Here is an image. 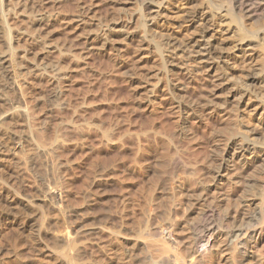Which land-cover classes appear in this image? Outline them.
<instances>
[{"label":"rangeland","instance_id":"rangeland-1","mask_svg":"<svg viewBox=\"0 0 264 264\" xmlns=\"http://www.w3.org/2000/svg\"><path fill=\"white\" fill-rule=\"evenodd\" d=\"M156 1L162 2L164 8L158 10ZM196 4V0H147L141 6L137 0H3L2 9L7 12L0 13V24H5L11 35L6 39L7 43L0 38V58L12 54L16 64L12 72L16 74L18 85L21 84L22 95L7 89V78L0 67V99L6 100H0V113L6 114L0 123V191L9 181L2 150L13 149L26 157L28 168L40 188L49 185L60 188L62 195L57 199L58 204L69 210L60 209L68 219L63 221V227L73 228L84 221L91 228L102 227L81 239L85 253L76 256L75 261L79 264L80 258H83V264H151L150 258L155 256L154 260L158 261L159 248L150 247L149 250L144 247L145 250L141 241H144V234L151 232V227L159 225L163 232L155 238L166 246L169 243L168 249H174L169 253L178 251V255L187 258L193 252L189 227L200 217L201 209L218 204L215 208L219 210L222 206L220 211L224 213L231 210L234 203L238 206L235 198L244 196L246 201L244 198L239 202L245 213L258 211L257 189L244 193L242 181H237V176L240 168L243 170L248 163H254L248 174L256 172L264 158L257 162L254 153L243 151L239 146L230 149L232 141L239 140L241 135L236 133L238 137L234 134L229 138L222 129L227 121L233 125L238 121L236 125L241 127V132L248 133L249 139L244 144L264 149V82L248 86L245 75L234 70L235 76L230 78H234L236 88L246 95L245 102L239 96V99H233L227 93L224 97L221 94L220 98H230V109H235L236 117L233 119L230 112L227 113L230 109L219 115L212 108L204 116L199 114V118L193 116L189 107L188 111L182 110L185 107L182 108V104L191 103V96L193 98L201 88L205 87L207 94L216 92L218 88L212 85H215L218 73L200 68L206 63L196 64L197 54L189 52L186 56L179 50L173 53V48L163 57L155 53L154 47L160 41L162 46L172 41L171 44L177 45L175 47L179 44L184 47L203 29V32L212 29L209 25H199L190 17ZM157 11H160L158 15ZM141 15L148 17L142 16V19ZM143 22L152 29L151 34L145 31L148 35L143 34V27L141 31L139 26ZM218 27L213 29L218 30ZM214 35L221 45L236 40L234 33L223 35V38L219 32ZM144 36L149 37L151 43ZM181 46L178 49L183 48ZM232 47L230 44L227 51L230 57L251 59V52L244 53ZM165 59L171 62L166 64V71L159 67L160 60ZM222 71L225 70L218 72ZM180 95L184 98L180 99ZM20 98V112L24 111L22 120L10 115L13 104L16 106ZM182 120L186 121L187 134L181 130ZM207 122L214 126L208 129ZM43 154L46 162H42ZM173 154L179 155L192 172L188 169L187 174L181 167L174 168ZM209 162L215 170L210 176L215 177L213 181L207 172ZM201 189L207 193L199 197ZM243 194L250 196L247 198ZM226 196H230L229 199ZM240 219L236 214L232 222L239 225ZM15 234L9 244L14 247L12 249L17 247L16 251L23 254V258L30 246L41 247L47 243L37 233L34 236L29 232ZM155 250L158 256H147ZM198 259L199 264H223L215 251H207Z\"/></svg>","mask_w":264,"mask_h":264},{"label":"bare ground","instance_id":"bare-ground-1","mask_svg":"<svg viewBox=\"0 0 264 264\" xmlns=\"http://www.w3.org/2000/svg\"><path fill=\"white\" fill-rule=\"evenodd\" d=\"M137 1L139 2L140 6H141V4L145 3V1H147V0H137ZM156 3L157 4H155V6L157 5L156 7L158 8V10H160L161 8L162 9L164 8L162 6V2L156 1ZM196 3H197L195 5L196 8L191 13L190 17L192 19L196 20V22L199 23V25H205V26L209 25V28L212 27V29H209L208 31H205V32H203L204 31V29H203V31L201 33H199L197 38L195 37L196 39H194L193 42L190 41V44H187L184 47L179 44L178 47H180V46L183 47V48H179V49H178V47H175V46H177L176 44H174V43L171 44L172 41L167 42L163 46H162V44H160V42H162L160 40H158V42L160 41L159 43H156L157 40L155 39V37H153L154 36L153 35L151 37H153V39H155V41H156V42L153 41V43H156V46L154 48H155V51H157V52H155V51L154 52L156 54H159L160 57L161 56L163 57V55H165V52H170L168 50L173 48V53H175L174 51L179 50L180 52L184 53L185 55H186V53H189V52L191 55L197 54L198 55V56H196L197 58H194L195 61L197 62V63L196 62L195 63L196 64L206 63V65L204 67L202 66L200 68H207V69H210L211 72H215V74L218 73L217 76L215 77V79H216L215 85L214 84L212 85V86H215L216 89L218 88L216 92L214 91L215 93L209 91V94H207L206 90H204L205 89V87H204L203 89L201 88L200 90L196 91L195 94L193 95V98L191 96V100L193 99V101L191 103H194L193 106L191 103L187 102L189 99L187 101L185 100V102H187V103L183 102V103H185V105H183L182 102H181V104H182V108L185 106L182 110L186 109L188 111V107H189L193 111V114H194L193 116L199 117V114H200V116H202V115L204 116V115H206V112L212 108H213V111L217 112L220 115L221 113H224V112L226 113L225 110H228L231 107L229 102H228L230 100L229 97L228 98L226 97L225 100L224 99L222 100V98H220V96H222L224 93H227L228 96L230 95V97L233 99L238 98V96H239L241 98V101L243 100V98H246V95L243 94V91L240 92L236 88L237 82H235L233 80L234 78L233 77H232V79L230 78L231 75L232 76L234 75V74H232V73H234L233 72L234 70H236V72H241L245 75V77H246L245 79H247L246 84H248V86H251V85L256 86L258 83L263 84V82H264V24H263L264 23V0H196ZM2 5H3V0H0V13H1V15H3L2 13H4V11H6V10L2 9L3 8ZM4 6H5V3H4ZM6 6H8V5H6ZM22 6H23V4H22ZM28 8H29V6H28ZM33 11L34 10L31 9V12H33ZM69 12H71V11H69ZM159 12L160 11H157L156 15H158ZM17 13H18V11H17ZM82 13L83 12H81V14ZM29 15H30V13H29ZM34 15L36 16V14H34ZM74 15L76 16L75 13H74ZM68 16H70V15L68 14ZM85 16H87V15H85ZM142 16L144 17V15H141L139 17L143 19ZM146 16L148 17V15H145V17ZM145 17H144V19H145ZM147 17H146V19H147ZM140 18H138V19H140ZM31 20H32V18H31ZM74 20H76V18ZM49 21H50V19H49ZM69 21H71V19H69ZM32 22H33V20H32ZM34 22H37V21H34ZM137 22L139 23V21H137ZM3 23H5V22H3ZM146 23L147 22H143V24L141 23L139 25V26H141L140 29L142 31V27H143V34H145L147 32H148V34H151L152 31H150V30H152V29H150V27L147 28L148 25ZM260 23H262V24H260ZM4 25L5 24H2V23L0 24V38L2 39V41L4 43H7L6 39L10 38L11 33L9 32L10 35L8 34V32L6 31L7 28ZM8 25H9V22H8ZM139 26H137L138 29H139ZM217 26H219L218 30L213 29V27H217ZM144 31H145V33H144ZM216 32L217 33L219 32L222 35V38H223V35H229L230 36L234 33V35H235L234 37L236 40L235 41L233 40L234 41L233 43L226 42L225 44L221 45L220 44L221 42L219 43V41H215L216 38H215L214 33H216ZM148 34H145V35H148ZM139 36H140V34H139ZM219 37H221V36H219ZM143 38L144 39L147 38L146 40L150 41L148 43H151V39L149 37L144 36ZM35 39H36V37H35ZM229 39H231V38L229 37ZM168 43H169V45H168ZM230 44L233 46L232 48H236L241 52H244V53L245 52L246 53L251 52L252 54L249 55L251 57V59L244 60V59H242V57L240 58L239 56H236V55H233L230 57L229 56L230 52L227 53V51H229L228 49H229ZM141 45L143 47L144 44L141 43ZM137 48L140 49V47H137ZM11 50H12V48H11ZM137 51H140V50L137 49ZM176 54L178 55V53H176ZM181 54H180V56H181ZM185 55L183 57H185ZM187 55H189V54H187ZM244 55L245 54H243V56ZM183 57H181V58L184 59ZM12 59H13L12 54H10V53L4 54L0 58V64H1L0 67H3L2 69H4L5 77L7 78V85H6L7 89H10L12 92L18 93V95H20V97H21V95H22L21 94V88H20L21 84L18 85V83L15 80L16 74L12 72V70L15 68V65H16L13 62L14 60H12ZM185 59L187 60V58H185ZM191 59H193V58H191ZM187 61H189V60H187ZM170 63L171 62L167 61V59H165L163 62H161V60H160V66L159 67L160 68L163 67L164 70L165 69L167 70L166 64L168 65ZM178 63H182V62H178ZM178 63H176L177 67H178ZM213 63H215V64L217 63L220 66L218 65L217 67H215V66L211 67L210 65ZM161 64L162 65L164 64L165 66L164 65L161 66ZM182 65H183V63H182ZM238 67H239V69L237 70ZM222 68L225 70V71H222L224 73H222V72L219 73L218 71H220V69L223 70ZM198 70H200V69H198ZM208 73H207V76L209 75ZM239 75H242V74H239ZM193 78H195V77H193ZM211 78H213V77H211ZM176 80H178V79H176ZM197 83H199V82H197ZM241 83H243L242 80H241ZM213 89H215V88H213ZM210 92L213 94H210ZM182 95H180V99L184 98V96L182 98ZM187 95H186V97H188ZM218 95H219V98H217ZM225 96H226V94H225ZM186 97H185V99H186ZM223 97H224V95H223ZM0 100L6 102V100L3 98H1ZM244 102L245 101L243 100V103ZM21 105H22V103H21V98H20V101L17 102V105H16L17 107L15 106V104H13V106H12L13 110L10 113V115H14L15 117H18L19 119L22 120V118H24V114H23L24 111L23 112L21 111L22 113L20 112V107H22ZM21 110H22V108H21ZM211 112H212V110H211ZM228 112H230V116H232V117L236 113L234 108L228 110L227 113ZM190 113H192V112H190ZM5 116H6V114L0 113V123L2 122V120ZM210 117L208 119H211ZM234 117H236V116H234ZM234 117H233V119H234ZM220 118H221V116H220ZM228 118H230V117H228ZM205 120H207V119H205ZM225 120L227 121V119H225ZM230 121H232V120H230ZM228 122L229 121H227L224 124L223 129H222V132L224 133V135L229 136V138L232 135H233L232 137H234V134L237 135L236 133H239V135H241L239 140H233L232 141L231 145L229 146L230 149H233L234 147L238 148L237 146H239L243 151H249L251 153H254L253 155L256 156L257 162H259L262 158H264V149H262V148L259 149V146L257 149V146H255V145L254 146L256 148L254 146L249 145V144H247V145L244 144V141L249 139V137L247 136L248 133L246 135V131H245V133L243 132L244 130L241 132V129H240L241 127L239 125H236L238 123V121L234 125H233V123H231V122L228 123ZM181 123H182L181 124L182 126L180 125L181 130L185 132L186 121L182 120ZM178 125H179V123H178ZM206 125H207L208 129L212 128L214 126L213 124H208V122ZM188 127H189V125H188ZM203 131H205V130L203 129ZM210 131H212V130H210ZM185 133L187 134V131ZM185 133L183 135H185ZM219 135H220V133H219ZM239 135H237L235 137H238ZM195 136L196 135H194L192 138H194ZM216 136H218V135H216ZM187 137L189 138V136H187ZM196 139H198V138H196ZM220 140H224V139H220ZM256 140H258V139H256ZM256 140H255V144H257ZM198 141H199V139H198ZM259 141L261 142L263 140L260 139ZM219 142L220 141L218 140V143ZM263 142H261V143H263ZM226 143H228V140ZM223 144H224V142H223ZM207 149L208 148H206V150ZM215 150H213V151H215ZM169 151H171V148ZM2 152L4 153V156H5L6 170H7V173L9 175V177H8L9 181H8V183H6L5 186L3 185L4 187H2V191H0L1 192L0 200H1V204H2L0 206V232H1L0 233V240H1L0 264H29V263H31V264H79L75 261L76 256L77 255L80 256L82 254L84 255V253H85V250L81 246V239L85 238L87 236H90L95 230H99L102 227L100 225H98L96 227L91 228L90 224L84 223L85 219L83 220L84 222H81V223L79 222V223L75 224V226L73 228L68 227L67 225L66 226L69 229L66 227H63V221H67L68 219H66V217H64L62 215V213H63L62 211L65 210V212H66L69 210L64 209V208H63L64 209L63 210L61 208L62 205L60 206V204H58V203H60V201L58 202L57 199H59L62 195L60 188L58 186L52 187L50 185L46 186L44 189H43V186H42V188H40L39 186H41V185H39L40 183L37 184L38 180L31 174V172L28 168V165H27L26 157L24 155H22L19 152H16L13 149H8V148H5L4 150H2ZM179 152L181 153L182 151L178 150V153ZM42 153H44V152H42ZM178 153H175V154H178ZM207 153H208V151H207ZM168 154H169V152H168ZM165 155H167V154H165ZM218 155H220V153H218ZM227 155H229V154H227ZM172 156L175 157L174 154ZM213 156H214V154H213ZM41 157H42V155H41ZM181 157H183V156H181ZM217 157H219V156H217ZM219 158H217V159H219ZM168 160H169V158H168ZM205 160H206V162H208L207 158H205ZM46 161H47L46 155L43 154L42 162H46ZM212 161H214V160H212ZM167 163H168V161H167ZM216 164H218V162ZM253 164L248 163L247 166H244L245 168H243V170H241V168H240V171L236 170L237 172L239 171V175L237 176V181H242V184H241V185H243L242 190H244V193H246V194L250 193L252 189L253 190L257 189L258 196H259L258 197V199H259L258 211L254 212L252 214L245 213L244 206L241 204V202H239V199H240L239 196H238L239 198H235L238 200V202L235 200V202L238 203V206L235 203L233 205V203H231V201L229 200L230 203L233 205V208H232V206H230L231 204L229 203L230 204L229 206L232 209L230 210L228 208V205H227V208L229 209V211L224 212L225 210H223V212L225 214L221 213V211H220L222 206L220 207L219 210L217 208H215V205H218V204L212 205L211 207H207L206 209H201L202 210L201 214L199 212L200 217H198L197 221L196 222L194 221V223L189 227L190 235H191V244L193 245V252L187 258L182 257L181 254L178 255L177 254L178 251L175 254H174V252H173V254L169 253V252L174 251V249L172 247H169L172 250L168 249L169 243L167 242L168 245L166 246V244L164 242L155 238V236H161L162 235V232H163L162 228L163 227L161 228L160 227L161 225L154 226L153 228L151 227V232H149L148 235L144 234V236H143L144 238L141 235V239L143 238L142 240H144V241H141L142 246H143V248L145 247L146 249H149V250H150V247H152V248L154 247L153 249H155L157 247V249L159 248V250L161 251V253H160L161 255L159 254L160 256H158L157 255L158 252H157V254H155L157 249L155 250V252L153 254H151L152 252L149 251L151 253H147L148 254L147 256L151 257V255H153L152 257H154L155 255H157L159 257L158 261L154 260V258L156 256L154 258H150V259H152V261L154 260L153 262L148 257V259L150 260V263L151 264H199L200 261L198 258L200 255L205 254L207 251H215V252H217V254H219V258L222 259L221 262L223 261V264H255V262H257V261H261L262 262L261 264H264V162H263V164H260L258 166V168H256L257 166L255 165L256 167H254V168H256L257 171L253 172V173L251 172L252 174L249 175L250 174L249 172L252 171ZM168 165H170V164L168 163ZM172 165L174 166V168H180L181 167L185 170L186 173L188 172L189 168L183 162V160L179 157V155H178V157L176 156L175 158H173ZM212 165L213 164H210V162L207 164V167H210L209 171H207L209 173V175H208L209 177L210 176L212 177L213 173L215 174V172H214L215 170H214V167ZM234 165H236V164H234ZM244 165H246V164H244ZM240 167H243V166H240ZM196 168H197V166H196ZM234 168L235 167L233 166V170L235 171ZM170 169H172V168H170ZM189 170H190V172H192L191 169H189ZM197 170H198V168H197ZM197 170H195V171H197ZM175 171H176V169H175ZM204 171H206V169ZM187 174H185V175H187ZM193 174H194V172H193ZM198 174L200 175V173H198ZM247 174L249 176H245ZM190 175H191V173H190ZM192 176H194V175H192ZM202 179H203V176H202ZM213 179H215V177H213ZM213 179H212V181H213ZM228 180L231 181L230 179H228ZM231 182H233V181H231ZM233 184H234V182H233ZM202 188H203V186H202ZM199 192H200L199 197L202 194L205 195L207 193L206 191H204L202 189ZM241 193H243V191ZM243 195H245V194H243ZM245 196H247V195H245ZM248 196H250V194ZM248 196H247V198H248ZM226 197H228V196H226ZM229 197L227 199H229ZM242 197H241L242 199H240V200H243L245 198L244 196H242ZM233 198H232V200H233ZM199 199H201V198H199ZM227 199H225V201ZM245 201H246V198H245ZM197 203H198V201H197ZM212 203H213V201H212ZM234 206H236V207L234 208ZM204 208H205V206H204ZM60 209H62V211ZM236 214L239 215L241 218L240 219L241 225L240 224L236 225L232 222L233 219H235ZM66 215H68V214H66ZM62 216H63V218H65L64 220L62 219ZM65 223H67V222H65ZM70 228H72V229H70ZM148 231H150V230H148ZM26 232L32 233V236H34L33 234L37 233L39 235V237H43V240L45 239L47 243H45L43 240H41L45 243L41 247H39V246L35 247V245L30 246L27 249V253L25 254V257L23 258L24 255L21 253L19 254L18 251H16L17 247L15 246L16 249H12L13 246H11L9 243H10V239L13 238L12 236L15 233L23 234ZM145 233H147V231ZM139 240H140V238H139ZM209 243H211L210 247H209V245H210ZM26 247H27V245H26ZM143 248H142V250H143ZM153 249H152V251H154ZM80 259H82V261L79 260L78 262H80V264H83L84 263L83 258H80ZM149 260H147V262ZM145 262H146V259H145ZM142 263H144V262H142ZM148 264H149V262H148Z\"/></svg>","mask_w":264,"mask_h":264}]
</instances>
